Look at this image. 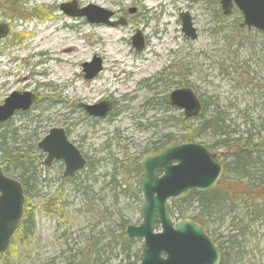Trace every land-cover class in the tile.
<instances>
[{
  "label": "rangeland",
  "instance_id": "374dc122",
  "mask_svg": "<svg viewBox=\"0 0 264 264\" xmlns=\"http://www.w3.org/2000/svg\"><path fill=\"white\" fill-rule=\"evenodd\" d=\"M74 1L79 9L93 5L111 12L113 22L124 19L128 24H88L84 18L65 15L60 6ZM154 1L155 9L150 10ZM220 1L17 0L20 5L12 11L6 6V0H0V25L5 24L9 29L8 37L0 41V106L12 92H29L36 97L32 110L17 115L9 130H16L21 141L37 148L52 129H63L67 131L68 141L91 164L81 172V179L76 183L59 187V182L49 181L62 177L63 164L56 162L45 169L44 157L37 163V187L28 194L34 198L36 208L34 236L23 240L17 234L7 252L0 256V264H77L76 252L93 248L95 244L114 243V237L121 234L122 222H127L125 235L128 226L142 224L139 212L145 200L139 190L141 174L131 172V165L136 161L138 169L146 154L164 151L168 145L166 135L174 136L172 143L183 144L180 137L186 134L183 110L166 108L162 100L174 88L169 90L162 85L157 86L156 91L152 88L155 81H151L161 77L164 70L182 73H178L181 79L175 75L168 79L181 82L187 79L185 87L202 100L205 119L218 108L230 129L238 132L251 129L256 140L264 139L262 90L253 85L247 87L249 75L256 77L255 84L264 86V34L241 27L244 19L236 7L225 16ZM160 3L163 5L158 6ZM181 13L191 16L198 36L195 41L187 40L181 32ZM57 25L61 27L59 31L50 29ZM48 28L53 35H60L53 48L64 57L63 64L43 65L39 57L24 58L30 45L40 40L39 32ZM104 28L105 31H101ZM138 33L146 44L142 51H136L132 45V38ZM38 44L41 46L44 41ZM64 46L66 48L61 49ZM168 46L173 52L166 50ZM123 50L135 59L114 64L111 54ZM148 50L151 52L146 55ZM12 52L16 61L10 74L7 63ZM94 56L102 60L103 71L88 83L81 77L82 64L91 62ZM162 59L164 63L159 65ZM104 65L109 70H105ZM69 69L75 70L71 78L68 77L70 80L62 79L60 75L66 76ZM44 71H49L48 77L40 75ZM41 80L47 83L42 88L37 85ZM110 86H118L122 98L117 93L118 99L114 100L109 95ZM106 87H109L107 92ZM154 94L162 101L149 105L147 102ZM101 101L112 105L110 113L103 118L91 117L81 107ZM201 122L200 119L190 122L196 134ZM198 136L190 144L208 148L224 165L229 150L212 147L221 139L220 135L205 131ZM122 166L126 168V176ZM219 188L230 189L225 181ZM56 189L62 191L59 198L53 200L56 206L52 207L53 201L49 200L53 199ZM184 198L168 201L169 218L173 223L190 220L199 225L220 251L221 259L227 236L237 235L243 246L240 252L245 256L238 258L235 264H248L250 253L253 263L264 264V215L248 221L247 231H242L238 224L245 218L240 212L244 209L247 214V208L241 202L231 213L235 217L240 215L241 219L232 223L229 218L218 215L213 219L203 218L202 225L195 220L196 212L189 205L181 207ZM160 231L157 226L155 232ZM131 242L133 245L125 247L121 253L118 251L122 250V243L119 248L112 244V254L107 253L109 255L98 264H120L121 261L139 264L144 241Z\"/></svg>",
  "mask_w": 264,
  "mask_h": 264
},
{
  "label": "water",
  "instance_id": "95a60500",
  "mask_svg": "<svg viewBox=\"0 0 264 264\" xmlns=\"http://www.w3.org/2000/svg\"><path fill=\"white\" fill-rule=\"evenodd\" d=\"M233 5L241 12L244 22L241 27L256 29L264 33V0H221L224 15H230ZM70 17H86L92 24L125 26L126 22H111L113 14L90 5L77 8L74 1L60 6ZM182 32L195 41L197 31L188 14H180ZM7 25H0V41L8 36ZM137 51L145 47L141 34L133 37ZM86 79H94L102 71L101 59L94 58L83 65ZM36 97L29 92H14L0 106V125L8 123L17 112H26L35 103ZM171 103L184 110L186 118H196L202 111V104L191 89H181L171 96ZM95 117H104L110 110L109 103L84 106ZM46 154L43 165L49 167L53 161H63L65 177H72L83 170L87 161L71 144L62 129H52L38 144ZM264 154V148H263ZM141 173L139 190L145 203L140 209L142 224L128 226L129 240H141L139 264H220L221 253L203 229L190 220L173 223L169 218V200H182L187 192L206 193L220 181L224 167L217 155L199 144H170L164 151L146 155L139 163ZM25 195L20 182L7 176L0 166V255L4 254L24 217ZM159 226L161 231L155 232Z\"/></svg>",
  "mask_w": 264,
  "mask_h": 264
},
{
  "label": "trees",
  "instance_id": "16d2710c",
  "mask_svg": "<svg viewBox=\"0 0 264 264\" xmlns=\"http://www.w3.org/2000/svg\"><path fill=\"white\" fill-rule=\"evenodd\" d=\"M18 5L20 4L17 3V0H6V6L12 11ZM222 115L223 113L216 108L209 119H205L203 109L202 114L198 118L202 122L197 130L198 134L199 132L210 131L213 135H220L221 139L215 146L212 145V147L219 146L229 150L228 160L224 164V174L217 185L218 187L216 186L206 193L190 192L180 204H182L181 207L183 205H189L196 212L195 220L203 225V218L213 219L218 215L229 218L234 223V220L237 221L240 215L235 217L231 213L237 208L236 206L238 204L244 202L246 204L247 214L244 212V209L240 212L245 219L239 218L241 220L239 221L238 227L243 229L242 231H247L249 227L247 224L248 221H254L264 215V154L262 152L264 139L260 138L261 140H256L255 134L251 129L245 132L230 129V124L227 125L225 123ZM190 121L189 119L184 120L183 130L186 134L180 137L183 143H190L196 138H199L196 130H191ZM9 128L10 124L0 126V166L3 168L5 174L15 176L14 178L19 180L24 186L25 212L15 236L19 234L23 240H31L35 230L34 213L36 208L33 202L34 198H30L28 194L37 187V163L41 162L42 156L36 150V146H27L26 142L18 138L19 136L16 134V130L10 131ZM173 138L174 136L172 134L166 135L165 144L175 142ZM136 166V161H134L130 171L137 175L138 169ZM125 169L123 167V174L126 176ZM224 181L229 184L230 189L219 188V184ZM28 184L32 185L31 188H28ZM59 187H62V185ZM243 188L244 190H242ZM57 190L59 191L58 193ZM60 191L62 189H56V194L49 201L58 199ZM51 206L55 207L56 203L53 201ZM181 217L182 215L180 214L179 218ZM126 225L127 222L125 221L119 225L121 234L114 237V243L110 241L106 245L95 244L93 248L76 252L77 264L101 263L104 260V256L112 254L110 250L112 249V244L119 248L120 243H122V250H119V253L121 251L124 252L125 247H131L133 242L128 240L124 234ZM242 249L243 246L238 240L237 235L227 236L224 242L220 264H235L238 258L245 256L244 253L240 252ZM88 250L91 252L85 254V251ZM228 250L231 253H228ZM91 257L92 259H90ZM120 264H123V262L121 261Z\"/></svg>",
  "mask_w": 264,
  "mask_h": 264
},
{
  "label": "flooded vegetation",
  "instance_id": "af4514ba",
  "mask_svg": "<svg viewBox=\"0 0 264 264\" xmlns=\"http://www.w3.org/2000/svg\"><path fill=\"white\" fill-rule=\"evenodd\" d=\"M219 4H220V2H219ZM221 6V5H220ZM62 11V10H61ZM63 12V11H62ZM64 13V12H63ZM65 14V13H64ZM66 15V14H65ZM80 18H84L85 19V21L88 23V24H92V23H90L88 20H87V18L86 17H80ZM112 19V18H111ZM124 20V19H123ZM125 21V20H124ZM111 22H113V20H111ZM115 22V21H114ZM126 22V24H128V22L127 21H125ZM180 22V21H179ZM180 24H181V22H180ZM181 32H182V25H181ZM9 35V34H8ZM183 35H184V33H183ZM8 37V36H7ZM6 37V38H7ZM184 37H185V35H184ZM186 38V37H185ZM133 39V38H132ZM187 40H190V39H188V38H186ZM144 41V40H143ZM144 44H145V42H144ZM132 45H133V41H132ZM134 47V46H133ZM145 47H146V44H145ZM144 47V48H145ZM135 49V48H134ZM136 50V49H135ZM137 51V50H136ZM94 58H98L97 56H94L93 58H92V60H91V62H85V63H83L82 64V70H83V73H82V75H81V77L83 78V80L84 81H86V82H92V81H94L98 76H99V74L103 71V69H102V71L100 72V73H98L97 74V76L94 78V79H92V80H87L86 79V73L84 72V69H83V65L84 64H90V63H92L93 62V60H94ZM98 59H100V58H98ZM101 65H102V68H103V62H102V60H101ZM164 69V68H163ZM162 69V70H163ZM180 71H178L177 70V72L175 71V73H174V71H172V70H164V72H162L160 75H161V77H158V78H153V80L151 81V82H154L155 81V84H153V86H152V88H153V90L154 91H156L155 89H159L157 86H159V85H162V86H166L167 87V89H169V90H171V89H176V90H172L170 93H169V95L165 98V97H163V99L162 100H164L165 101V105H166V108H178V107H176V106H173L172 105V103H171V96H172V94L174 93V92H176V91H179V90H181V89H190V88H186V87H188V86H186L185 87V85H187V79L186 80H184V82H181V81H172L171 79H168L170 76H172V75H175L176 77H178L179 76V73ZM164 73V74H163ZM174 73V74H173ZM181 73V72H180ZM181 75H182V73H181ZM179 78L181 79V76H179ZM256 80V77H250V75L247 77V87L248 86H250V85H253V87H256V88H258V87H260V89L262 88V92H261V96H262V98L264 99V86L262 85H258L259 83H257V85L254 83V81ZM182 86L183 87H185V88H182ZM193 91V90H192ZM194 92V91H193ZM12 93H14V92H12ZM11 93V94H12ZM10 94V95H11ZM194 94L196 95V93L194 92ZM9 95V96H10ZM8 96V97H9ZM162 100H160L159 99V95H156V94H154V97L149 101V102H147V103H149V105H153V106H155L159 101H162ZM103 102H106V103H109L108 101H101V102H99L98 104H96V105H82L81 107L84 109V106H97V105H99L100 103H103ZM200 102H201V104H202V108L204 109V105H203V103H202V100H200ZM262 103H264V100H263V102ZM36 104V101H35V103L32 105V107H31V109L30 110H28V111H26V112H17L16 114H15V116L7 123V124H11V122H12V120L17 116V115H24V114H28L31 110H32V108H33V106ZM110 104V103H109ZM110 106H111V110H112V105L110 104ZM179 109V108H178ZM85 110V109H84ZM110 110V111H111ZM181 110H183V109H181ZM86 111V110H85ZM87 112V111H86ZM110 113V112H109ZM108 113V114H109ZM183 113H184V110H183ZM87 114L89 115V116H91L88 112H87ZM107 114V115H108ZM106 115V116H107ZM106 116H104V117H106ZM91 117H95V116H91ZM183 117H184V119L182 120V123L184 124V120H187L188 118H186V116H185V114L183 115ZM95 118H103V117H95ZM198 118H191V119H189V120H197ZM191 122V121H190ZM6 125V124H5ZM63 130V129H62ZM64 132H65V134L67 133V131H65L64 130ZM50 133V132H49ZM43 140V139H42ZM41 140V141H42ZM40 141V142H41ZM71 143V142H70ZM39 144V143H38ZM38 144H37V146H38ZM72 144V143H71ZM172 144V143H171ZM74 145V144H73ZM168 145H170V143L168 144ZM167 145V146H168ZM75 146V145H74ZM76 147V146H75ZM77 148V147H76ZM78 149V148H77ZM36 150L38 151V152H40V155L42 156V158L44 157V160H43V162L45 161V159H46V154H44L42 151H40L39 149H38V147L36 148ZM79 150V149H78ZM80 151V150H79ZM159 152V151H158ZM81 153V152H80ZM157 153V152H156ZM155 153V154H156ZM150 154V153H149ZM81 155L83 156V158L87 161V164H86V166H85V168L83 169V170H80V171H78V172H76L75 173V175L74 176H72V177H65L64 176V171H65V167H64V171H63V175H62V177H60V178H56V179H52V180H50L49 182H59V184H61V185H64L65 183H76L78 180H80L81 178V176H80V174H81V172L82 171H84L87 167H91V164L88 162V159L81 153ZM147 155V154H146ZM145 155V156H146ZM144 156V157H145ZM41 158V159H42ZM43 162H42V166L45 168V169H50L52 166H53V164L54 163H62L63 164V166H64V163H63V161H58V160H55V161H53V163H51V165L49 166V167H46L45 165H43ZM56 163V164H57ZM139 166V165H138ZM91 169V168H90ZM138 172H139V169H138ZM86 175V174H85ZM87 176V175H86ZM87 178H88V176H87ZM89 179V178H88ZM46 181V180H45ZM76 187V186H75ZM78 187V186H77ZM251 253L249 254V258H248V261H247V263L248 264H260V263H253L252 261H251Z\"/></svg>",
  "mask_w": 264,
  "mask_h": 264
},
{
  "label": "bare ground",
  "instance_id": "6f19581e",
  "mask_svg": "<svg viewBox=\"0 0 264 264\" xmlns=\"http://www.w3.org/2000/svg\"><path fill=\"white\" fill-rule=\"evenodd\" d=\"M161 5H163V4L162 3L158 4V6H161ZM150 6H151L150 10L155 9V1L152 2L150 4ZM147 9H149V8H147ZM181 14L185 15V14H188V13H181ZM188 16L191 18V16L189 14H188ZM179 20L181 22V18ZM181 25H182V22H181ZM60 28L61 27L59 25H57L55 27L53 26V28H50V29H52V31L53 30L54 31L55 30L59 31ZM101 31H105V28L102 29ZM59 36H60L59 34L58 35H53V32L49 31V28L40 31L39 34H38V37L40 38V40L44 41V44L40 46V44H38V42L40 41L39 40L37 43H34V44L30 45V47H29L30 48L29 49L30 51L26 53V56L24 58L34 59L36 57H39L40 58V62L43 65L50 64V63H53V62H60V63H62L63 62L62 60H63L64 57L63 56H60L59 53H58V51L54 50V48H53V46H57L56 41H57V38ZM67 41H70V39H67ZM65 45H68V44L65 43ZM64 48H66V47L64 46L61 49H64ZM151 50H148L147 53H146V55L147 54H150ZM166 50H171L173 52V48H171L170 46H168V48ZM158 52H159V54L162 53V51L161 52L158 51ZM146 55H145V57H146ZM111 58L113 59L112 62L114 64H116V63L123 64L127 60L135 59L133 57H128L127 54H126V52L124 50L123 51H117L116 53L111 54ZM15 61H16V55H15L14 52H12L11 55H10V60L7 63V65L9 66V69L7 70V72H9L10 74H11L12 66L15 63ZM60 63H59V66H61ZM163 63H164V60L163 59L159 61V65H161ZM72 68H74V64H73ZM104 69L105 70H109L107 68V66H105V65H104ZM74 72H75L74 69H69V71H67V75L66 76H61L60 75V77L62 79H64V80H70V78L74 74ZM48 74H49V71H44L40 75L41 76L48 77ZM68 77H70V78H68ZM106 77H107V79H109L108 76H107V74H106ZM48 81H52L53 82V80H48ZM45 84H47V83L45 81H42V80L39 81V83H37V85L40 88H42ZM108 88L109 87H106L105 92L108 91ZM118 89H119L118 86H114V87L110 86V93H109V95L112 96L114 100L118 99V97L116 96L117 93H119V95L122 93L121 90H118ZM257 89H260V87H258ZM260 90H262V88ZM120 98H122L121 95H120ZM20 184L22 185L23 190H24L23 184L21 182H20ZM28 188H31L30 184H28ZM130 241H132V240H130Z\"/></svg>",
  "mask_w": 264,
  "mask_h": 264
}]
</instances>
